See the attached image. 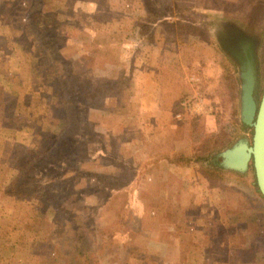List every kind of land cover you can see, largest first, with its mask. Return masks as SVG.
<instances>
[{"label":"rangeland","instance_id":"374dc122","mask_svg":"<svg viewBox=\"0 0 264 264\" xmlns=\"http://www.w3.org/2000/svg\"><path fill=\"white\" fill-rule=\"evenodd\" d=\"M16 1L0 0L2 60L14 68L16 58L23 75L29 57L31 76L56 94L44 91L40 105L23 112L21 137L36 152L0 153V264H241L230 232L264 264V198L253 169L237 173L208 160L252 135L238 112L237 64L213 29L231 14L260 34L261 78L264 0H144L149 20H167L159 32L178 37L166 66L189 75L202 106L191 100L181 112L178 101L188 97L177 99L164 134H141L137 143L136 0H65L64 16L49 27L31 14H54L50 1ZM11 77L4 72L0 81Z\"/></svg>","mask_w":264,"mask_h":264},{"label":"crops","instance_id":"0c3cea01","mask_svg":"<svg viewBox=\"0 0 264 264\" xmlns=\"http://www.w3.org/2000/svg\"><path fill=\"white\" fill-rule=\"evenodd\" d=\"M147 8L148 6L144 0H136L135 24L138 30L135 51L137 52L136 71L134 73L136 79L134 91L136 101V143L140 141L141 134H144V137L153 135L155 138L164 134L165 128L163 125L170 122L167 117L174 113L172 110L175 107L174 101L183 96L192 97L193 102L200 99L195 94L192 85L189 84V75L186 72H180L179 69L174 71L175 67L170 69L166 66L165 60L170 58L178 47L174 46L175 48H172L168 45L170 42H178V37L167 32H159V30L165 29L162 24L167 23V20H164L165 17L158 18L156 22L149 20L147 18ZM109 9L113 11L115 8L111 6ZM143 10L146 12L144 13ZM230 17L233 18L234 16L230 14ZM1 24L0 22V44L4 39L1 33L3 27ZM146 27H150V29L147 31ZM4 45L5 43L0 45V49ZM6 53H8L7 50ZM15 61L13 68V64L12 66L9 64L11 62L2 60L0 51V75L7 72L12 76L8 81H0V146L8 144L6 151L3 147H0V153L5 156L8 155L10 158L17 157L19 147L24 148L26 152L28 151L25 147L28 148V154L36 152L33 145L21 137L23 131L26 130L22 124L23 112L24 114L26 112L27 115L33 105L39 106L44 91L56 94L51 85L43 84L39 79L31 76L33 73L29 71V65L31 69H34L31 65L32 62L29 64L28 61L26 63L28 64L27 67L21 71L23 75H19L21 64L16 58ZM35 80L37 81L35 82ZM199 102H202V100L200 99L195 105L202 106ZM39 133L42 135L41 131ZM137 146L140 147L141 144H136V148H138ZM5 164L3 165L12 172L13 161H8ZM219 261L223 260L218 259L216 263H224V261ZM211 262L213 263V261Z\"/></svg>","mask_w":264,"mask_h":264},{"label":"water","instance_id":"95a60500","mask_svg":"<svg viewBox=\"0 0 264 264\" xmlns=\"http://www.w3.org/2000/svg\"><path fill=\"white\" fill-rule=\"evenodd\" d=\"M219 21L221 27L214 28L213 35L221 50L237 64L240 121L252 129L250 142L239 138L219 153V166L244 173L251 162L255 183L264 198V84L259 100L256 98V58L262 37L234 18Z\"/></svg>","mask_w":264,"mask_h":264},{"label":"trees","instance_id":"16d2710c","mask_svg":"<svg viewBox=\"0 0 264 264\" xmlns=\"http://www.w3.org/2000/svg\"><path fill=\"white\" fill-rule=\"evenodd\" d=\"M51 2V10L53 11L54 14L52 15H49L48 13V10L45 11L46 14L43 15L42 13H40L39 11H35L31 14V18H32V21L35 22V23H45L47 27L49 26H52V24L56 21V19L58 17H62L64 16L63 13H62V9H63V3L65 2V0H62V1H59V0H42L43 3H46V2ZM17 1L14 0V3H16ZM170 1L168 0L167 3H165V5H169ZM166 6H158L157 9H164ZM69 11V10H67ZM22 38V37H21ZM14 39V38H13ZM16 40V39H15ZM17 42H20L19 40H16ZM85 48V46H84ZM21 52H26L27 54L30 53L28 47L25 48L24 46L21 47ZM85 55V53H82ZM85 58H91L92 59V56L89 55V54H86L85 55ZM48 59L49 60H52L54 61V56H52V54H49L48 56ZM76 60H80L79 58H71V63H74V61ZM27 61H29V57L27 58ZM106 61H112V59H108ZM31 65L33 66L34 69H36V65L33 64V62L31 63ZM56 63L52 62V65L49 66L48 63L44 64V67H41L39 69H44L45 67L48 69L49 67H56ZM48 71V70H47ZM232 72L229 70L226 72V77H233V75L231 74ZM232 75V76H231ZM49 79V77H48ZM99 80V79H98ZM264 81V74L261 78H258L257 79V84L258 83H262ZM264 84V83H263ZM263 87V85H262ZM261 87V88H262ZM260 95H261V91L258 92L257 89H256V98H257V101L259 100L260 98ZM192 100V97H188V98H182L181 100L178 101V104L177 106H179V110L181 112L184 111V109H186V107H183L184 106H188L189 105V101ZM69 101V99H68ZM67 101V102H68ZM198 159V158H197ZM200 159V158H199ZM21 169V168H20ZM216 169V168H215ZM253 167H252V163L250 162L249 165H248V170L249 171H252ZM218 170V169H217ZM220 173L222 172V169L218 170ZM16 180V179H15ZM15 183V182H14ZM254 189L256 190V192L258 193V195H261V193L259 192L258 190V187L256 184H254ZM186 231H188L187 228H184L182 229L181 231V234L183 235L184 233H186ZM191 231V230H190ZM227 235H231L229 238L232 242V246L233 247H237V250H238V253L236 255V259H238V262H240L241 264H262L263 262V259H262V255L261 256V259H260V256H259V253L257 251V249H255L254 247H252L251 245H248L247 243H244V242H240V243H235L234 242V238H233V232H230V233H227ZM78 238H80L81 236H77ZM85 253V256H87L88 258L92 255L93 256V253L91 254V252L89 250L86 249V251H84ZM261 261V262H260ZM87 264H90V261L87 262ZM93 264V262L91 263Z\"/></svg>","mask_w":264,"mask_h":264},{"label":"flooded vegetation","instance_id":"af4514ba","mask_svg":"<svg viewBox=\"0 0 264 264\" xmlns=\"http://www.w3.org/2000/svg\"><path fill=\"white\" fill-rule=\"evenodd\" d=\"M217 23H216V21H210L208 24H207V27L209 28V30H211L215 25H216ZM257 83V82H256ZM243 126H245L244 124H243ZM245 127H247V126H245ZM208 160L211 162V164L212 165H215V166H219V162H220V158H219V156H217V155H212V157H209L208 156Z\"/></svg>","mask_w":264,"mask_h":264},{"label":"built area","instance_id":"2783aa9c","mask_svg":"<svg viewBox=\"0 0 264 264\" xmlns=\"http://www.w3.org/2000/svg\"><path fill=\"white\" fill-rule=\"evenodd\" d=\"M178 116L180 117V114H177V117H178ZM179 117H178V118H179Z\"/></svg>","mask_w":264,"mask_h":264}]
</instances>
